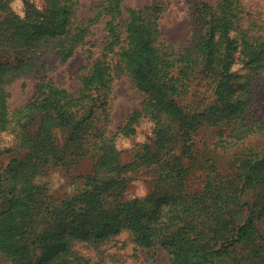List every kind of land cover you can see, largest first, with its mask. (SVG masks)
<instances>
[{
    "label": "trees",
    "instance_id": "1",
    "mask_svg": "<svg viewBox=\"0 0 264 264\" xmlns=\"http://www.w3.org/2000/svg\"><path fill=\"white\" fill-rule=\"evenodd\" d=\"M99 1L107 41L81 87L72 93L43 77L32 100L12 108L6 86L35 66L44 42L59 40L57 54L67 61L85 31L72 28L71 0L27 4L24 17L0 0V156L25 152L0 165V264H90L77 243L100 246L124 231L137 248L166 250L170 264H264V155L233 146L264 132V121L247 115L250 79L234 70L261 69L264 40L241 29L239 3L203 1L188 44L176 53L162 39L167 0L142 9ZM115 66L143 97L117 129ZM209 91L213 101L201 107L198 98ZM144 122L151 132L137 141ZM220 126L228 137L223 129L201 141L205 127ZM122 138L134 143L120 148ZM226 155L235 158L220 167L216 160ZM86 158L92 172L57 200L43 178ZM143 169L153 173L150 192L126 199L132 175ZM198 172L203 181L193 188Z\"/></svg>",
    "mask_w": 264,
    "mask_h": 264
},
{
    "label": "rangeland",
    "instance_id": "2",
    "mask_svg": "<svg viewBox=\"0 0 264 264\" xmlns=\"http://www.w3.org/2000/svg\"><path fill=\"white\" fill-rule=\"evenodd\" d=\"M152 0H123L124 8L142 9ZM168 8L164 13L160 25L163 32V42L176 53L183 52L187 41L191 38L193 13L196 7L203 1L217 5L221 0H167ZM242 5L239 13V25L252 38L264 40V0H233ZM74 5V17L72 28L75 31L84 29V40L77 48L74 56L63 61L57 54L59 40L44 42L41 48V57L30 70L14 78L6 86L10 94L12 108L21 106L35 95L36 85L40 79L51 78L60 87L76 92L80 87V76L85 74L94 59L101 56L105 41H107L108 17L100 8L99 0H71ZM70 2V3H71ZM27 4H34L42 8L45 0H10V6L17 14L24 17ZM1 16V15H0ZM125 17V19H127ZM234 70L243 73L250 79L248 93L251 97V105L247 115L253 121H264V66L257 71L244 69L236 65ZM111 94V107L113 128L117 129L126 118L137 111L143 101L142 94L135 87L128 74L119 67L113 69ZM206 90V89H205ZM213 101L212 92L204 93L198 98L201 107ZM206 107V106H205ZM152 126L144 122L140 128L137 141L147 139ZM226 130L225 138L228 137L229 129L225 126L205 127L200 134L201 141H211L218 134ZM219 132V133H218ZM134 141L119 139L120 148L130 147ZM231 143L229 144V146ZM240 149L241 153L262 157L264 155V132L257 130L240 143L233 145ZM24 151L6 152L0 156V165L7 164L13 158L22 157ZM223 155V154H221ZM235 157L219 156L216 160L220 167L228 166ZM93 170V161L90 158L83 159L68 169L61 166L53 168L43 178L48 184L50 194L57 200L63 199L79 188L80 176L86 175ZM151 170L143 169L132 175L128 188L125 192L126 199L144 197L150 192V183L153 181ZM192 179V187L201 185L203 179L198 172ZM198 177V178H197ZM264 226V224H263ZM80 254L89 259L90 264H170V256L162 248L145 249L137 248L133 243L128 231L115 236L106 243L95 246L88 243H77L75 246Z\"/></svg>",
    "mask_w": 264,
    "mask_h": 264
}]
</instances>
